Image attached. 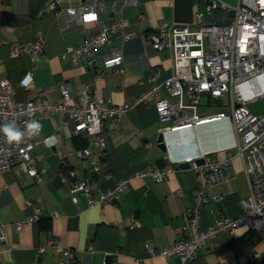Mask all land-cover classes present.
Segmentation results:
<instances>
[{
	"label": "crops",
	"instance_id": "1",
	"mask_svg": "<svg viewBox=\"0 0 264 264\" xmlns=\"http://www.w3.org/2000/svg\"><path fill=\"white\" fill-rule=\"evenodd\" d=\"M102 1L100 22L78 25L62 14L51 13L48 0H0V82L7 81L14 88L16 100L34 101L43 94L63 102V88L75 97L88 89L112 104L130 106L115 126L112 119L103 120L105 148L96 152V174L89 161L77 155L91 138L75 134L76 124L68 115H41L42 134L31 152L41 181L24 173L18 163L0 174V232L6 238L0 240V264H55L64 260L57 250L67 248L73 250L77 264H181L176 256L165 258L149 250H161L186 238L187 211L198 182L191 167L178 164L202 153H214L218 160L230 154L231 177L208 189L207 201L200 208L201 229L223 217L238 216L249 195L228 119L172 131L167 129L170 121L159 120L154 100L134 103L140 94L173 74L171 52L155 50L150 40L158 27L227 25L231 13L221 8L208 11L206 0ZM79 2L82 0H72L70 5ZM121 22L126 25L116 27L95 49L93 67L83 54L72 58L73 50L89 37ZM36 34L44 39L39 61H31L27 54L11 56L13 44L29 43ZM114 51L120 53L121 63L109 62ZM28 72L31 83L22 88L20 83ZM208 111L219 110L200 102L198 113ZM159 134L164 135V151L156 145ZM50 136L54 138L52 147L41 141ZM167 166L172 170L159 183L136 176L145 168ZM84 178L93 179L95 193L130 180L116 203L89 206L84 197L77 203L71 201L70 182ZM217 193L222 195L219 201L212 198ZM17 222L23 223L20 231L15 228ZM53 240L57 245L50 243ZM194 264H264V242L239 225L217 233L198 250Z\"/></svg>",
	"mask_w": 264,
	"mask_h": 264
},
{
	"label": "built area",
	"instance_id": "2",
	"mask_svg": "<svg viewBox=\"0 0 264 264\" xmlns=\"http://www.w3.org/2000/svg\"><path fill=\"white\" fill-rule=\"evenodd\" d=\"M72 0H48V10L72 20L78 25L99 23V14L104 7L102 0H82L79 4L70 5ZM123 4L135 0H114ZM207 10L221 8L231 13L230 24L209 25L191 29L187 25H162L150 35L155 50L168 49L173 59V74L163 83L153 85L148 91L140 94L134 103H145L154 100V107L159 120L170 121L168 130H180L191 126L204 125L223 119L230 121L234 134V150L241 160L246 177L249 195L243 202V209L235 217H223L211 226L201 229L199 226L200 208L208 198V189H213L230 179L231 156L227 154L218 160L214 153H202L186 160L197 176V188L193 192V205L187 211L186 238L173 242L161 250H149L150 254L165 258L178 257L181 264H194L197 252L206 247L208 242L219 232L232 231L239 225L246 226L258 234L264 242V115H254L248 108L257 99L264 98V0H237L229 5L222 0H206ZM92 16L94 19H85ZM200 16V15H199ZM121 22L111 27L102 28L96 36L89 37L74 56L80 54L89 58V66L95 65V49L104 44L116 27H124ZM128 38V35H125ZM44 39L40 34L29 43H15L10 48L12 57L21 54L30 56L37 62L43 53ZM65 54L62 55L65 58ZM121 63L122 57L114 51L109 60ZM121 73L122 70L118 69ZM32 75L28 72L20 86L28 88ZM0 126L15 121L21 131H26V124L38 121L43 114L68 115L76 124L75 134H87L91 139L89 145L77 151L80 158H86L93 174L98 173L97 151L105 148L102 133L103 120L110 118L115 126L121 116L129 109L128 104H112L97 92L85 89L76 97L63 88V102H54L43 94L34 101H18L14 97V88L7 82H0ZM217 101L227 97L230 112L208 111L200 115L198 107L202 97ZM67 101H73L67 105ZM39 134L25 136L20 142L9 143L0 131V174L11 170L18 163L24 173L41 181L38 170L34 167L31 156L39 142ZM52 147L53 137L41 140ZM202 160L201 164L197 163ZM172 170L171 166L162 168H145L136 173L137 177H151L155 182H162ZM73 178V174H71ZM130 179L119 181L112 189L95 193L93 179H73L69 189L71 201L77 203L84 197L89 206L116 203L124 193ZM177 195H181L177 191ZM219 201L222 195L212 196ZM23 223H15L20 231ZM176 231H180L177 227ZM0 240L6 241L0 232ZM57 245L56 240L50 242ZM59 248V247H58ZM60 249V248H59ZM91 249H93L91 247ZM64 257L55 264H77L71 249L57 250Z\"/></svg>",
	"mask_w": 264,
	"mask_h": 264
},
{
	"label": "clouds",
	"instance_id": "3",
	"mask_svg": "<svg viewBox=\"0 0 264 264\" xmlns=\"http://www.w3.org/2000/svg\"><path fill=\"white\" fill-rule=\"evenodd\" d=\"M42 125L38 121H30L26 124V131H21L15 121L0 126V131L4 133L9 143L20 142L25 136L31 137L32 135L39 134Z\"/></svg>",
	"mask_w": 264,
	"mask_h": 264
},
{
	"label": "rangeland",
	"instance_id": "4",
	"mask_svg": "<svg viewBox=\"0 0 264 264\" xmlns=\"http://www.w3.org/2000/svg\"><path fill=\"white\" fill-rule=\"evenodd\" d=\"M201 103L202 105L211 107L214 110H221L227 113L230 112V105L227 97L217 101H208L207 99L203 98ZM248 108L254 115H264V98H260L252 102L249 104Z\"/></svg>",
	"mask_w": 264,
	"mask_h": 264
},
{
	"label": "water",
	"instance_id": "5",
	"mask_svg": "<svg viewBox=\"0 0 264 264\" xmlns=\"http://www.w3.org/2000/svg\"><path fill=\"white\" fill-rule=\"evenodd\" d=\"M156 145L162 151L165 150V142H164V135L163 134H159V136L157 137ZM202 162H203L202 160H198L197 161V163H199V164H201ZM178 167H180V168H190L191 166L187 162H181V163L178 164Z\"/></svg>",
	"mask_w": 264,
	"mask_h": 264
},
{
	"label": "snow or ice",
	"instance_id": "6",
	"mask_svg": "<svg viewBox=\"0 0 264 264\" xmlns=\"http://www.w3.org/2000/svg\"><path fill=\"white\" fill-rule=\"evenodd\" d=\"M85 19H94V17H92V16H89V17H86Z\"/></svg>",
	"mask_w": 264,
	"mask_h": 264
}]
</instances>
